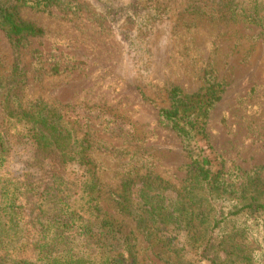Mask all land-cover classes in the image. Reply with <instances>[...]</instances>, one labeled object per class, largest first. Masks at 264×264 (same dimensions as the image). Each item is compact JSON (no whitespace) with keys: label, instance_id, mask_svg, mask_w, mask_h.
Here are the masks:
<instances>
[{"label":"trees","instance_id":"trees-1","mask_svg":"<svg viewBox=\"0 0 264 264\" xmlns=\"http://www.w3.org/2000/svg\"><path fill=\"white\" fill-rule=\"evenodd\" d=\"M188 7L202 20L240 21L264 33V0H193ZM130 8L135 18L126 31L138 51L167 5L135 0ZM23 9L55 10L67 19L82 4L0 0V31L12 49L10 64L0 56V264H137V236L165 264H264V176L258 168L213 163L219 156L207 117L225 88L214 71L204 70L196 92L169 86L166 106L137 86L181 140L189 160L181 185L133 166L113 188L98 175L96 141L87 128L62 105L25 96L29 73L58 74L62 64L43 66L31 42L45 31Z\"/></svg>","mask_w":264,"mask_h":264},{"label":"rangeland","instance_id":"rangeland-1","mask_svg":"<svg viewBox=\"0 0 264 264\" xmlns=\"http://www.w3.org/2000/svg\"><path fill=\"white\" fill-rule=\"evenodd\" d=\"M134 1L80 0L82 10L67 19L55 10L23 9L21 15L45 31L31 42L43 66L51 60L62 64L58 74L29 73L25 96L62 105L87 128L96 141L98 175L111 187L118 188L136 166L177 188L188 157L180 138L160 121L157 107L140 98L137 86L147 90L156 106H166L169 86L196 92L204 70L211 68L225 84L207 117L210 144L219 156L213 163L223 160L225 169L242 171L258 168L264 176V33L240 21L202 20L190 13L193 0H160L167 10L152 21L147 43L135 51L132 33L126 31L133 26ZM0 56L11 63L12 49L1 31ZM28 56L24 54L25 62ZM125 222L134 230L131 220ZM137 239V264H165L141 236Z\"/></svg>","mask_w":264,"mask_h":264}]
</instances>
